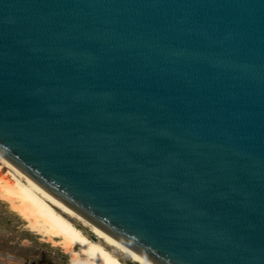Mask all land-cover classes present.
<instances>
[{"label":"water","instance_id":"water-1","mask_svg":"<svg viewBox=\"0 0 264 264\" xmlns=\"http://www.w3.org/2000/svg\"><path fill=\"white\" fill-rule=\"evenodd\" d=\"M0 155L154 264H264V0H0Z\"/></svg>","mask_w":264,"mask_h":264},{"label":"bare ground","instance_id":"bare-ground-1","mask_svg":"<svg viewBox=\"0 0 264 264\" xmlns=\"http://www.w3.org/2000/svg\"><path fill=\"white\" fill-rule=\"evenodd\" d=\"M0 162L7 168L0 177V200L31 231L60 246L74 264H123L114 251L138 264H154L55 198L1 155Z\"/></svg>","mask_w":264,"mask_h":264},{"label":"rangeland","instance_id":"rangeland-1","mask_svg":"<svg viewBox=\"0 0 264 264\" xmlns=\"http://www.w3.org/2000/svg\"><path fill=\"white\" fill-rule=\"evenodd\" d=\"M6 170L0 162V177ZM84 231L88 233L86 229ZM89 237L92 238L90 234ZM114 254L123 264H138L117 251ZM0 264L74 263L60 246L31 231L24 220L0 200Z\"/></svg>","mask_w":264,"mask_h":264}]
</instances>
